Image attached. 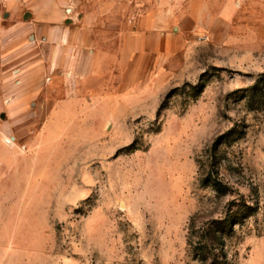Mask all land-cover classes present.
<instances>
[{"label": "rangeland", "instance_id": "rangeland-1", "mask_svg": "<svg viewBox=\"0 0 264 264\" xmlns=\"http://www.w3.org/2000/svg\"><path fill=\"white\" fill-rule=\"evenodd\" d=\"M48 1L0 0V264H264V0H202L180 51L135 70L125 6L57 0L94 36L68 77L45 47L10 59Z\"/></svg>", "mask_w": 264, "mask_h": 264}, {"label": "crops", "instance_id": "crops-1", "mask_svg": "<svg viewBox=\"0 0 264 264\" xmlns=\"http://www.w3.org/2000/svg\"><path fill=\"white\" fill-rule=\"evenodd\" d=\"M111 1L113 10L121 6L126 7L123 15L115 12V16H120L119 20L123 17L124 27L120 24L112 26L113 44L118 45L119 52L117 68L125 70L163 68L164 60L174 56L182 48L186 36V22L200 20L204 13V9L200 7L202 0H187L186 5L182 2L180 8L179 0ZM65 4H58L57 0H49L48 9L42 10L39 6V12L35 10L32 18L35 22L29 28H25L24 33L11 43L13 45L28 40L29 45H22L16 49L10 54V59L32 52L30 60L33 59L32 62H35L36 58L41 61V48L45 47L48 52L47 57H43L44 61L52 71L61 70L65 77L73 76L78 70L92 67L90 61L94 59V48L90 47V42L94 38L93 30L91 35L90 32L85 33L82 30L73 33L69 22L73 17L71 15L64 17L62 12H58ZM106 5L109 4L103 0L98 7ZM50 6L53 8L51 9ZM105 14L98 12L95 16L96 21L103 19ZM179 14L182 17H179ZM79 37L84 39L79 41L77 39ZM28 93L31 94L32 91L29 90Z\"/></svg>", "mask_w": 264, "mask_h": 264}, {"label": "trees", "instance_id": "trees-1", "mask_svg": "<svg viewBox=\"0 0 264 264\" xmlns=\"http://www.w3.org/2000/svg\"><path fill=\"white\" fill-rule=\"evenodd\" d=\"M237 219H239V216L237 217ZM226 230H230V223L226 225V227H218L216 230V238L219 239L221 238V235H223V233H225ZM218 233V235H217ZM220 233V235H219ZM206 260V259H205ZM210 264H227L226 261H224V258L222 257H217L215 256L212 260V262Z\"/></svg>", "mask_w": 264, "mask_h": 264}]
</instances>
